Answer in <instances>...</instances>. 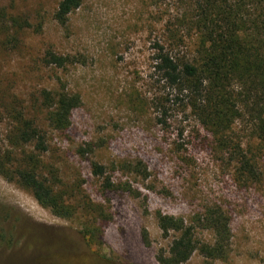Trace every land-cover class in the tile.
Wrapping results in <instances>:
<instances>
[{
  "label": "rangeland",
  "instance_id": "obj_1",
  "mask_svg": "<svg viewBox=\"0 0 264 264\" xmlns=\"http://www.w3.org/2000/svg\"><path fill=\"white\" fill-rule=\"evenodd\" d=\"M61 1L0 0V264H161L175 235L163 237L159 215L192 228L186 264H264V141L252 119L237 118L224 147L154 71L157 45L196 58L197 0H84L66 26L54 19ZM49 53L68 62L48 65ZM61 93L81 98L66 130L46 99ZM25 169L64 217L22 186ZM217 209L228 255L209 261L200 248L216 237L199 218Z\"/></svg>",
  "mask_w": 264,
  "mask_h": 264
},
{
  "label": "trees",
  "instance_id": "obj_2",
  "mask_svg": "<svg viewBox=\"0 0 264 264\" xmlns=\"http://www.w3.org/2000/svg\"><path fill=\"white\" fill-rule=\"evenodd\" d=\"M83 2L62 0L55 21L66 26L69 17ZM195 5L193 11L199 12L197 25L201 29L196 58L177 59L157 45L155 73L180 96H186L187 108L217 143L224 147L229 145L226 134L236 119L244 115L252 119L254 130L264 141V0H197ZM0 27H4L3 23ZM67 62L54 54L47 55L48 65L64 67ZM46 99L54 104L50 121L58 129H68L73 111L81 106L80 96L61 93L54 98L46 94ZM25 127L26 130L32 128L29 123H25ZM21 135L24 142L33 137L29 131ZM98 173H102V168ZM0 175L8 179L1 167ZM17 176L38 204L56 216L64 217L58 198L38 180L32 169L21 170ZM158 218L163 237L170 239L171 234L175 235L168 255L163 254L158 261L161 264H186L198 250L192 228L183 220L162 215ZM199 219L216 237L214 246L200 248L203 256L209 261L225 259L230 240L227 216L217 209ZM67 235L74 240L73 233ZM83 235L90 241L88 232Z\"/></svg>",
  "mask_w": 264,
  "mask_h": 264
}]
</instances>
